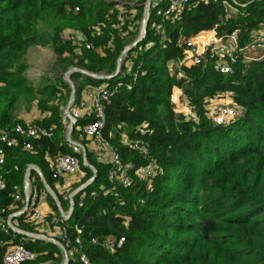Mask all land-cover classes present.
<instances>
[{"label": "trees", "instance_id": "trees-1", "mask_svg": "<svg viewBox=\"0 0 264 264\" xmlns=\"http://www.w3.org/2000/svg\"><path fill=\"white\" fill-rule=\"evenodd\" d=\"M144 1L0 0V133L24 124L13 114L14 108L21 101L33 104L36 99L42 115L32 122L53 131L50 138L12 134L15 143L5 148L0 164L4 184L0 188V264L16 244L36 254L34 260L21 264L60 261L62 254L55 243L15 232L7 225L4 230L2 224L25 204L24 178L31 164L39 167L62 209L69 208V200L55 186L66 176L56 178L50 171L57 157L75 154L64 137L63 106L70 88L63 73L74 66L113 74L125 45L137 36ZM236 1L245 5L232 0H192L178 21L162 22L152 9L145 37L127 51L116 76L101 80L71 74L75 102L103 83L112 86L121 79L132 87L119 88L104 105L102 134L107 147L92 145L81 130L95 118L93 113L84 114L73 127L71 135L84 146L96 175L72 197L70 217L61 219L41 177L31 170V187L39 193V201L44 195L52 212L39 218L25 210L11 218L17 228L58 238L68 264H79L80 251L91 264H264V49L234 50L226 56L207 50L199 62L185 58L187 40L201 31L215 28L223 36L238 29L239 46L250 41L252 31L264 25V0ZM154 22H162L163 31L156 32ZM71 34L92 47L72 45ZM34 45L51 47L57 57L55 75H42L37 89L26 75L25 56ZM217 62L228 64L231 72L217 71ZM175 88L180 90L178 104L171 99ZM212 100L223 101L239 113L228 123L217 124L209 116ZM184 104L193 107L197 120L180 110ZM130 141L146 143L148 154L133 149ZM109 148L118 153L124 173L132 177L128 187L118 184L115 192L108 191L113 185L108 177L111 163L109 155H103ZM77 156L80 180L73 189L93 175L83 165L82 155ZM150 160L156 161L153 174L137 175V167ZM16 193L21 199L14 202ZM55 222L59 231L54 229ZM63 229L65 239L59 236ZM119 237H124L121 247L105 246Z\"/></svg>", "mask_w": 264, "mask_h": 264}, {"label": "built area", "instance_id": "built-area-1", "mask_svg": "<svg viewBox=\"0 0 264 264\" xmlns=\"http://www.w3.org/2000/svg\"><path fill=\"white\" fill-rule=\"evenodd\" d=\"M112 1H122V0H112ZM235 5L244 6L245 4H240L236 0H232ZM192 0H150L149 1V15L148 20L151 14V10H154L156 16L160 17L163 21H178L181 18V14L190 8ZM145 4V1H144ZM229 10L231 12H235L236 8L231 4L228 5ZM144 8V6H143ZM74 9L76 11L79 10V6H75ZM143 14V12H142ZM141 22V21H140ZM162 22H154L153 29L156 32H161L164 29V25ZM140 27V24H139ZM210 34V38H206L207 33ZM140 33V29H138V34ZM141 34V33H140ZM146 35V34H145ZM144 35V37H145ZM136 36V38H137ZM143 37V38H144ZM135 38V39H136ZM134 39V40H135ZM239 30L234 29L223 36L217 35V32L214 29L205 30L199 32L194 37H191L186 42L185 58L191 60L193 62H199L200 57L207 50L211 52L218 53L220 56L230 55L232 51L238 50L240 52L243 51H254L256 49H264V25L259 29H255L252 31L250 35V41L245 46H239ZM69 40L72 45L75 46H85L86 48H91V43H84L81 41L78 35L71 34L69 36ZM133 40V41H134ZM132 41V42H133ZM131 43V42H130ZM129 43V44H130ZM128 45V44H127ZM126 46V45H125ZM127 53V52H126ZM126 55V54H125ZM124 55V57H125ZM123 57V58H124ZM214 68L222 73L231 72V67L223 62H217L214 65ZM170 70L173 69V65L170 66ZM108 75V74H107ZM136 75L134 74L133 79L135 80ZM126 86L127 88H131L132 85L130 82H125L124 80H118L112 86H108L106 83L100 84L96 86L92 92L87 93V95L81 98L79 101L72 102L70 107L68 108V112H65V108L63 109V116L67 121L66 130L68 123L70 121H75V125L79 119H81L84 114L93 113L95 118L91 121L85 123L81 130L83 134L91 139L97 146H106L107 142L105 141L102 130L105 123V113H104V105L108 103L111 97L119 90V88ZM214 102V106L211 109L209 116L213 118V120L217 124H225L232 120L239 111L231 106H228L223 103H218L217 100H212ZM179 103V99L176 104ZM182 111H186V115L191 120H197V115L193 107H189L186 104L181 106ZM74 125V126H75ZM12 134L24 137V138H39V137H48L50 138L53 135V131L51 128H47L41 126L39 124L33 123L32 121H26L24 124L17 123L12 128L11 131H3L0 133V164L4 163L5 160V148L10 147L15 143V138ZM68 146L73 150L75 154H63L57 157L55 160L51 162L50 171L53 177L59 178L62 176H66L69 174H74L79 170V158L77 154L82 155V148L73 141L68 140ZM133 149L139 151L142 154H148V146L146 143L133 141L129 142ZM25 147H29V144L26 142ZM109 161L111 163V168L108 173V177L113 182V185L109 188L108 191L115 192L116 186L118 184L123 187H128L132 183V177L129 174H125V166L121 162L118 153L111 148H109ZM156 166L155 160H150L146 164L140 165L136 169V174L140 177H148L151 176L154 172V168ZM4 186L3 183H0V188ZM24 194L28 195V201L26 208H22L7 218L6 222L2 224V228L6 230V225L10 228L15 227V225L11 222V218L22 213L25 210H31L34 216L43 217V213L39 207V193L35 188L31 187V183L28 187H23ZM76 194V193H75ZM21 199V195L16 193L14 195L13 201H19ZM81 201L79 205H81ZM26 204V200H25ZM67 214L63 215V218H66ZM77 231L80 230L75 227ZM59 236L63 239L66 238L65 230H61L59 232ZM76 242H79V238L77 237ZM124 241V237H119L116 241L108 240L105 242V246L114 250L115 248H119L122 246ZM68 242V241H67ZM36 254L25 247L23 244H16L13 247L9 248L5 253L1 264H21L26 261L34 260ZM79 264H91L85 253L79 252L78 254Z\"/></svg>", "mask_w": 264, "mask_h": 264}, {"label": "water", "instance_id": "water-1", "mask_svg": "<svg viewBox=\"0 0 264 264\" xmlns=\"http://www.w3.org/2000/svg\"><path fill=\"white\" fill-rule=\"evenodd\" d=\"M149 1L150 0H145V4H144V8H143V14H142V17H141V22H140V27H139L141 34L139 33L138 36H137V38L133 42H131L130 44H128V45H126L124 47L123 51L121 52V54L118 57L117 67H116V70H115V72L113 74H108L107 75L105 73H91V72H88L87 70L77 69V68H70L65 73L64 78L67 81H69L70 86H71V94H70L68 103L65 106V112H68V108L70 107V105L72 104V102L75 99L76 88H75V84L70 79V76H71L72 72H76V71L77 72H81L84 75H87V76H90V77H94V78H97V79H101V80H108L111 77L116 76L120 72V65H121V62L123 61V57L126 54V52L129 51L131 48L135 47L138 44V42H140L143 39L144 35L146 34V27H147V22H148V15H149ZM74 125H75V121L72 120V121H70L68 123V126H67V130H66V133L67 134L66 135H67L69 141H72L70 139V135L72 133V130H73ZM73 142H75L76 144H78L82 148V163H83V165L91 168V170L93 171V175L84 184L80 185L75 190V193H77L78 191L82 190L84 187H86L88 184H90L94 180L95 175H96V170L93 167V165H91L87 161L86 151H85L84 146L81 143L77 142V141H73ZM31 170H35L39 174V176L41 177V180L43 182V185H44L45 189L51 194V196L55 200V203H56V205H57V207H58V209L60 211V214L63 216L66 213L67 214L66 219H68L70 217V215L72 214V211H73V208H74L73 199L71 198V200H70V208L67 211H64L62 209V207H61L60 201H59L56 193L53 191V189L46 182L45 178L43 177V174H42L41 170L39 169V167H37L34 164L29 165V167L26 170L25 178H24V183H25V186L26 187H28L29 184H30V173H31ZM25 200H26V204H25L24 208H26V205H27L28 195L26 196V199ZM12 229L15 232H18V233H21V234H25V235L30 236V237H36V238H40V239L42 238V239H46L48 241H51V242L56 243L63 250L64 264H68V260H69L68 254H67V251H66L65 247L63 246V244L61 242L57 241L54 238H48V237H46L44 235H40V234H36V233H31V232H26V231L21 230V229H18L16 227H13ZM42 264H48V263H42Z\"/></svg>", "mask_w": 264, "mask_h": 264}, {"label": "rangeland", "instance_id": "rangeland-1", "mask_svg": "<svg viewBox=\"0 0 264 264\" xmlns=\"http://www.w3.org/2000/svg\"><path fill=\"white\" fill-rule=\"evenodd\" d=\"M207 37H208V35H207ZM56 58H57L56 57V54L53 52V50L49 46L34 45V46H32L31 48L28 49V51L26 53V56H25V59H26V62H27L26 75L28 76V78L30 79L31 83L33 84V86L36 89L37 88H40V86H41V83H40V80L39 79L41 78L42 75L47 74L50 77H52V76L55 75V72L56 71L54 70V68H55L54 64H55ZM70 68L82 69V68H79V67L71 66V67L68 68V70ZM88 72H90V71H88ZM65 73H63V76L62 77H63L64 81L68 84V86L70 88V94H71V86H70V83H69V81H67L64 78ZM91 73H94V72H91ZM70 79H71V77H70ZM72 82H73V80H72ZM82 82H84V81H82ZM70 94H69V97H70ZM178 95H179V92L173 93V96H172L173 97V100L178 101V99H180V96H178ZM36 97L39 98L40 95L37 94ZM68 100H69V98H68ZM68 100L64 104V106H63L64 108L67 105ZM218 103H223V101L222 102H218ZM20 111H22L24 113V115L28 116V118L32 116V120L39 119V118H41V115H42V113L40 112V109H39V107L37 105V99H36V102H34L33 104L30 103V102H28V101H21L18 105L15 106L14 111H13V114L15 116H18V114H19ZM66 134L67 133L65 132L64 137H65V140L67 141V143H69L68 142V137H67ZM70 139L72 141H77V142L81 143L80 141L74 139L72 137V135H70ZM103 155H104V157H107L106 154H103ZM78 175H79V173H78ZM71 180L72 179L69 180V182H70L69 183V188L64 193L66 195V199L67 200H71V198L74 196L75 190L77 189V188L73 189L74 187H73V185L71 186V182H72ZM60 217H61L62 220H67L66 218H63V216H61V214H60ZM54 224H55L54 226H56V227H54V229H57L59 231V228L57 227V226H59L58 223L55 222ZM36 234H40V233H36ZM49 238H51V237H49ZM54 239H56L57 241H59L58 238H54ZM57 246L59 247V249L61 251V254H62V257H61L60 261H58L57 264H64L63 250H62V248L59 245H57ZM42 263H46V262H41V263H38V264H42Z\"/></svg>", "mask_w": 264, "mask_h": 264}, {"label": "crops", "instance_id": "crops-1", "mask_svg": "<svg viewBox=\"0 0 264 264\" xmlns=\"http://www.w3.org/2000/svg\"><path fill=\"white\" fill-rule=\"evenodd\" d=\"M208 35V34H207ZM207 35L205 36L207 39L208 38H210V35L207 37ZM101 73V72H100ZM94 78V77H93ZM97 79V78H96ZM92 90L93 89H90V90H87V92H86V94H84L83 96L85 97L86 95H87V93H90V92H92ZM176 90V91H175ZM175 92H179V95L178 96H180V90H178L177 88H175V89H173V91H172V95H171V99H172V101L173 102H177V101H175V100H173V93H175ZM35 116V115H34ZM33 116V117H34ZM18 118H20V119H22V120H24V121H32V116L31 117H29L28 118V116H26V115H24V113L22 112V111H20L19 112V114H18V116H17ZM36 117V116H35ZM91 143H92V145H96L93 141H91ZM106 155H109V153L107 152V154ZM70 179H72L71 181V186L72 185H74V184H76L79 180H80V176L77 174V173H74V174H69V175H66V177L64 178V181H63V183L62 184H56L55 186H56V189L58 190V192H60L62 195H63V197L64 198H66V195L64 194L66 191H67V189L69 188V180ZM79 187V186H78ZM77 187V188H78ZM23 195H24V200L26 199V194H24V191H23ZM41 199H40V201H39V207H40V210H41V212L43 213V217H45L46 215H48L49 213H51L52 211H51V208L48 206V204H47V202H46V199L44 198V195L43 194H41ZM24 206H25V204H24ZM23 206V207H24ZM22 207V208H23ZM69 208H70V200H69ZM68 208V209H69ZM67 209V210H68ZM62 216V215H61ZM39 217V216H38ZM42 217V218H43ZM39 218H41V217H39ZM16 227V226H15ZM17 228V227H16ZM19 229V228H18ZM49 233H45V234H41L40 233V235H44V236H46V237H50L49 235H48ZM30 237V236H29ZM33 238H36V237H33ZM52 238V237H51ZM37 239H40V238H37ZM41 240H45V241H48V240H46V239H42L41 238ZM49 242H51V241H49Z\"/></svg>", "mask_w": 264, "mask_h": 264}]
</instances>
